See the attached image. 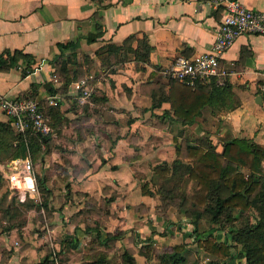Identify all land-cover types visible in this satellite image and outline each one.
Masks as SVG:
<instances>
[{
    "label": "crops",
    "instance_id": "1",
    "mask_svg": "<svg viewBox=\"0 0 264 264\" xmlns=\"http://www.w3.org/2000/svg\"><path fill=\"white\" fill-rule=\"evenodd\" d=\"M239 1L251 8L264 5V0ZM221 14L220 7L204 0H0V51L19 49L28 54L13 66L0 67V96L26 95L33 90L38 101L54 95L63 115L70 116L76 91L73 81L63 86L57 78L55 58L60 54L76 60L78 69L85 71L79 79L84 78L91 88L88 101L77 110L86 128L94 133L69 145L78 152L87 145H99L106 147V153L87 157L94 165L90 170L86 165L80 181L71 182V190L95 196L103 181L108 180L115 191L118 179L129 178L128 184L119 181L129 185V201L137 198L144 202L143 184L137 185L133 174L144 172L145 163L172 159L173 137L180 141L207 135L218 152L222 142L233 137L264 145V90L260 88L264 86V34H239L221 55L223 83L237 104L227 107L233 102L227 97L224 103H206L191 124L172 114L168 100L172 79L164 71L176 55L193 58L207 51ZM62 43L67 44L64 47ZM106 45H128L129 49L121 61H114L113 52L106 56ZM144 45H148L146 56ZM26 60L31 69H25ZM74 65L70 62L67 67ZM50 87L52 91L47 92ZM8 119L14 127L12 118L0 110V121ZM52 128V134H40L52 137L55 129L64 126L61 123ZM75 148L69 150L73 162L78 160ZM54 154L52 151L49 159L55 158ZM9 160H0V165ZM135 191L138 195L133 197ZM122 214L117 221L120 229L134 222ZM143 218L144 214L142 226ZM52 223L53 231L63 238L75 237L78 245L76 226L64 219ZM112 226L113 219L106 222L103 232H111ZM9 235H0V242L9 243L13 239ZM9 257L13 264L21 263L27 257L26 250L15 249Z\"/></svg>",
    "mask_w": 264,
    "mask_h": 264
},
{
    "label": "rangeland",
    "instance_id": "2",
    "mask_svg": "<svg viewBox=\"0 0 264 264\" xmlns=\"http://www.w3.org/2000/svg\"><path fill=\"white\" fill-rule=\"evenodd\" d=\"M73 110L71 117L67 115L61 120L64 128L55 129L52 137L47 135V144L40 143L33 154L26 148V154L22 156H28L33 165L36 187L34 197H10L8 184L1 172L3 165H0V235H13L9 243L8 241H5V244L0 242V264H13L9 254L15 249L26 250L27 256L21 259V263L15 264H32L44 258L46 264H95V262L97 264H128L126 258L122 256L123 252L131 255L134 264H164L161 256L172 252L176 244L184 246L177 250L184 260L174 264L194 262L201 264L213 256L197 246L193 240H186L193 226L191 219H195L192 235L196 232L204 235L210 226L219 227L220 225L221 229L215 230L217 237L231 245L230 251L233 254L225 264L246 263L244 242L234 235L236 229L244 224L254 223L253 216L256 211L253 208L246 211L233 209L230 212L233 216L231 220L227 221L221 215L220 223L209 222L207 213H203V206L196 208L187 203L183 204L180 198L182 191L180 184L173 188V185L164 183L153 169L154 165H162V169H167L166 164H169L172 159L145 163L144 172L142 170L134 172L136 184H143L140 186L146 192L147 198L144 202H140L137 198L133 202L129 201V185L123 186L119 182L121 180L125 181L124 184H128L129 178L118 179V188L115 191L112 189L115 188L114 185H111L108 180L103 181V188L95 196L87 191L71 190V182L80 181L79 175H82L86 165L89 170L94 165L87 160V157L90 154L106 153V147L99 145L95 147L87 145L85 148L82 147L80 152L74 145H69V142L83 139L85 134L91 136L94 133L92 128H86L87 125H84L85 122L77 108ZM13 128L18 131L15 127ZM28 128L19 132H24ZM70 148L77 150L78 160L75 162L69 157ZM52 151L55 153L53 156L55 158L49 159ZM102 164H105V160ZM38 178H42L43 184L47 186L46 190L39 183ZM113 183L115 184L114 180ZM119 186L123 187L119 188ZM121 193L124 198H116ZM137 195L135 191L133 197ZM64 203L65 207H63ZM194 209H199L201 212L196 218L193 215L196 211ZM123 212L128 214L134 222L129 227L120 229L117 221L124 216ZM59 213L63 216L62 218ZM143 214L145 218L142 219L144 223L142 226ZM60 219L78 228L77 233L80 236L78 245L64 244L61 247L59 243L63 236L52 230V222H59ZM111 219L115 226H112L111 232L104 233L103 228ZM88 226L94 229H88ZM229 226L233 229H228ZM107 235H113L114 238L101 242ZM71 239L73 242L76 241L75 237ZM256 253L261 255L256 264H264V242L259 243Z\"/></svg>",
    "mask_w": 264,
    "mask_h": 264
},
{
    "label": "trees",
    "instance_id": "3",
    "mask_svg": "<svg viewBox=\"0 0 264 264\" xmlns=\"http://www.w3.org/2000/svg\"><path fill=\"white\" fill-rule=\"evenodd\" d=\"M66 46L67 43H62ZM106 56L113 52L114 61H121L125 52L129 49L128 45H106ZM145 46L143 56H146L148 45ZM143 47V46H142ZM28 54L19 49L12 51L3 49L0 51V67L13 66L18 59H27ZM26 68L31 69L30 61L26 60ZM55 72L61 84L66 85L71 81L77 80L85 74L84 70L77 67L76 60L70 56H56ZM75 63L72 69L67 67L68 63ZM24 69V70H25ZM229 87L226 83L217 85L214 79L197 81L193 86H188L171 80V86L168 92V100L173 116L182 123L191 124L193 117L200 113V108L206 103L218 102L224 98H230ZM52 91V87L46 90ZM20 97L34 98V91L30 90L26 95H17ZM58 101L52 105L47 103L45 98L38 100V105L43 113L48 117L51 127L61 124L64 119L63 112L58 107ZM74 104L75 106H73ZM83 103L78 102L74 97L71 106L72 109ZM237 101H233L227 107H233ZM180 133V131L178 132ZM42 139V135L30 127L24 132L14 130L10 120L0 121V160L11 159L17 156L25 155L26 148L33 154L39 148V144H47ZM174 157L166 164L167 169L162 165H154L153 169L164 183L173 185V188L181 185V195L183 204L203 206V213H207L209 222L220 223V216L229 221L233 218L231 210L246 211L253 208L254 223H246L239 229H236L235 237L244 242L245 264H256L261 255L256 253L259 243L264 242V145L256 144L245 138L233 137L222 142L220 152L216 151L214 145L210 142L207 135H201L192 139H182L180 141L173 137ZM39 183L46 190L47 186L43 184L42 178H38ZM172 189V188H171ZM10 197L17 196L15 191L8 189ZM194 217L200 215L199 209H194ZM201 210V211H202ZM191 231H194L195 219H191ZM87 228V227H85ZM88 229H94L89 227ZM219 227H211L202 235L196 232L186 240H193L195 244L212 255L213 257L201 264H225L233 254L230 251L231 245L224 239H219L215 230ZM232 230L233 227L229 226ZM191 236V238H190ZM100 237V235H99ZM68 238V239H67ZM113 235H107L101 240L113 239ZM72 243V244H71ZM76 241L69 237H64L60 241L61 247L64 244L75 245ZM181 244H176L173 251L161 256L164 264H174L183 261V256L177 250L183 248ZM128 264H134L131 255L122 253ZM32 264H46V259ZM94 264V263H93ZM97 264V262H95ZM104 264V263H103ZM192 264H200L194 262Z\"/></svg>",
    "mask_w": 264,
    "mask_h": 264
},
{
    "label": "built area",
    "instance_id": "4",
    "mask_svg": "<svg viewBox=\"0 0 264 264\" xmlns=\"http://www.w3.org/2000/svg\"><path fill=\"white\" fill-rule=\"evenodd\" d=\"M204 1L222 10L211 47L193 58L176 55L164 71L172 80L188 86L211 78L216 84H222L225 75V70L220 65L222 53L239 34H264V5L260 8H251L239 0ZM72 85L78 102H87L91 88L86 80L84 78L75 80ZM260 88L264 90L263 85ZM44 98L49 104H56L54 95H46ZM0 110L12 118V123L18 131L26 127H32L44 134H52L54 131L35 98L0 96ZM1 172L8 188L14 190L19 198L36 195L33 165L28 156L10 159L1 168Z\"/></svg>",
    "mask_w": 264,
    "mask_h": 264
},
{
    "label": "water",
    "instance_id": "5",
    "mask_svg": "<svg viewBox=\"0 0 264 264\" xmlns=\"http://www.w3.org/2000/svg\"><path fill=\"white\" fill-rule=\"evenodd\" d=\"M45 85H46V87H48V84L47 83H45ZM256 98H259V96H257ZM256 100V99H255ZM259 101V100H258ZM39 133V132H38ZM40 134V133H39ZM42 138H44L43 136H42Z\"/></svg>",
    "mask_w": 264,
    "mask_h": 264
}]
</instances>
